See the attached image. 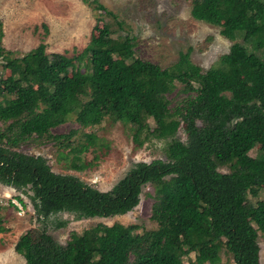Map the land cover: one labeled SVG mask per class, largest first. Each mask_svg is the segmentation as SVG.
I'll return each mask as SVG.
<instances>
[{
    "label": "trees",
    "instance_id": "1",
    "mask_svg": "<svg viewBox=\"0 0 264 264\" xmlns=\"http://www.w3.org/2000/svg\"><path fill=\"white\" fill-rule=\"evenodd\" d=\"M88 1L113 22L106 21L86 51L73 56L46 53L44 43L23 53L7 50L0 21V69L7 71L5 78L0 74V183L28 187L40 219L64 211L78 217L124 214L149 183L156 226L139 231L138 224L98 223L71 231L65 245L45 229L36 235L27 230L15 251L25 264H218L225 245L233 264H261L255 230L264 233V0L193 1L191 16L220 26L233 41L207 70L190 60L189 49L165 68L142 59L135 38L113 27H122L117 14ZM71 115L84 129L105 117L121 121L137 144L152 120L160 128L157 137L170 138L168 159L135 163L108 194L52 171L41 155L18 150L44 134L72 154L71 167L83 169L80 153L95 144V135L85 133L88 142L78 147L72 140L76 129L51 132ZM194 116L221 122L202 139L192 128ZM181 123L186 144L175 137ZM211 154L239 173L218 171ZM2 220L0 212V232L7 230Z\"/></svg>",
    "mask_w": 264,
    "mask_h": 264
},
{
    "label": "rangeland",
    "instance_id": "2",
    "mask_svg": "<svg viewBox=\"0 0 264 264\" xmlns=\"http://www.w3.org/2000/svg\"><path fill=\"white\" fill-rule=\"evenodd\" d=\"M193 1L98 0L122 21L121 28L116 23L113 27L135 38L137 56L165 68L178 60L180 52L189 49L190 60L207 70L217 63L222 54L228 52L233 41L220 33V26L194 19L190 13ZM0 21L5 49L17 54L44 43L46 53L58 52L67 56L84 53L91 38L101 33L105 22H113L88 0H0ZM82 62H87V59L84 58ZM0 74L5 78L7 71L0 69ZM179 87L177 85L169 94L171 100L177 96ZM220 122L221 119L194 116L191 124L196 134L206 139L204 132L216 129ZM71 129L77 130L72 139L73 146L87 144L85 133L92 132L95 135V144H90L87 150L80 153L81 161L86 165L81 170L71 167V153L46 139L44 134L32 136L18 150L41 155L52 171L75 175L108 194L115 193L117 183L135 163L168 159L166 147L170 138L157 137L160 128L152 120L148 131L144 130L140 135L141 144L134 142L132 130L127 124L114 121L111 117H105L99 126L84 129L76 121L75 115H71L66 122L53 127L51 132L67 133ZM175 137L181 144H186L187 136L182 123ZM258 147H254L250 154H255ZM210 157L218 171L225 174L239 173L233 163H220L214 154ZM31 194L28 187L15 189L0 183L2 226L7 228L0 232V264H25L14 245L27 230L36 235L45 229L58 243L65 245L71 231H81L98 223L138 224L139 231L156 226L150 219L153 186L149 183L142 187L136 207L127 213L109 217H78L64 211L40 219L32 206ZM17 196L23 200L21 210L15 206ZM261 197H264V188L260 191ZM248 199L253 203L256 201L250 195ZM255 231L260 245V263L264 264V233ZM218 264H233L232 252L225 245L221 247Z\"/></svg>",
    "mask_w": 264,
    "mask_h": 264
},
{
    "label": "built area",
    "instance_id": "3",
    "mask_svg": "<svg viewBox=\"0 0 264 264\" xmlns=\"http://www.w3.org/2000/svg\"><path fill=\"white\" fill-rule=\"evenodd\" d=\"M15 203H16L15 206H17L18 209L21 210L22 209L21 202L17 199V201Z\"/></svg>",
    "mask_w": 264,
    "mask_h": 264
}]
</instances>
